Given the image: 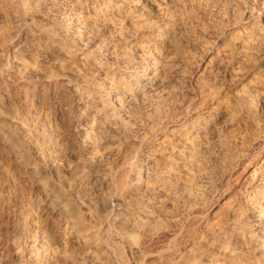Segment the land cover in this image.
Segmentation results:
<instances>
[{
  "label": "rangeland",
  "instance_id": "rangeland-1",
  "mask_svg": "<svg viewBox=\"0 0 264 264\" xmlns=\"http://www.w3.org/2000/svg\"><path fill=\"white\" fill-rule=\"evenodd\" d=\"M61 1L57 0V3L55 2L57 5L53 3H46L45 5L48 7L45 5L40 7V5H37L39 3H36L37 6L34 4V7L31 5L32 8H29L30 11L29 9L26 10L29 11L30 14L26 12L24 14L25 17L23 15V17L19 15L22 18L12 11L8 2L3 3L2 1L0 3V5L5 6L0 7V37L2 36V38H0V95L2 96H0V100L4 109L6 106L10 109L9 112L7 111L8 109H5V111L8 112L10 116L12 115L11 117L19 119L17 127L21 128L23 126V131H26L25 133L30 136L31 132H27L29 131L30 126L25 121H21L20 119V107L15 101L14 89L10 87V83H13V79H16L23 81L27 87L38 84L36 85L38 89L34 93V98L36 97V99L33 101L34 111L37 110L35 119L39 118V122L36 124L41 126L42 129L43 127L47 129V131L44 129L43 132L47 136L48 142H45V144L48 145H44L46 153L45 157H48V159L45 160L47 169L42 172L38 180L39 182L35 180L31 181L32 179L30 176L20 170L19 165L16 164L15 161L10 160L5 152H2V148H0V156L2 152V156L0 158V199L2 200V198H5L8 200L9 196H11L6 194L8 184L5 183L4 178L6 177L5 175L13 173L12 175L16 174L15 176H17V178L19 177L17 180L18 182L16 183L17 185L15 186L18 190V195L20 196L19 198L22 199L23 197L24 203H28L30 200L35 205L33 208L34 210L29 214L31 227L18 226L16 222L18 212L14 213L11 209H8L9 206L6 205L0 207V264H32L34 261V255L29 254L35 249L41 250L43 256L41 257L44 261L43 264H105V262L107 264H164L166 259L174 256L186 257L193 264H215L216 260H218L217 262L232 264L231 262H233V260L228 256V253L232 247L229 239L232 238L235 224L239 222L237 218L238 216L236 217L235 214H238L239 208L244 205L242 203H245L244 194L257 189L258 184L261 182L259 180L264 177V150L261 146H259V142H264V134L258 127L256 130H252L255 128V125L259 123L260 126H258L260 128H264V42H262L264 41V0H211V7L208 6L205 9L201 6H206L205 3L199 4L196 0H194V5L191 1V3L189 2L186 5L187 7H189L188 5L191 7L193 5V8L189 7L190 10L177 4H170L168 6L169 8L164 7L163 9V7L160 8L156 3H153L152 0H147L143 4H139L137 7L139 10L136 9L135 15L133 14L136 18L133 15L125 17L123 11L122 14L121 12L117 13V11H113L115 14V17L112 18L113 20L109 17H98L93 12L94 10L103 7L101 6L102 0ZM235 1L238 3L234 4ZM195 2L200 6L195 5ZM222 2H227L228 4H222ZM92 3L96 5H93ZM229 4H231V7ZM236 4L237 6L240 4L238 7L239 9L235 6ZM65 5L69 9L75 8V11H80L83 14V22L84 24H87L88 27H85L82 35L75 34L77 29L74 25L71 27L69 26L70 28L68 27L67 30H69V32L66 30L68 25L62 21L64 12L62 7ZM222 5H224V7ZM177 6H179V8L182 7L181 10ZM217 6L219 7L218 9ZM221 6L226 9L221 8ZM170 7H173L174 10L172 8L170 9ZM232 7H235L240 12H238V10L234 11L235 8L233 9ZM242 7L244 10H242ZM31 9L33 10V13ZM38 9H42L43 11ZM168 9L170 11H167ZM221 9L223 10L221 11ZM8 10H10V13ZM137 10L138 14L136 13ZM175 11L178 14H176ZM5 12L9 13L10 16H7L10 18L7 17L6 19L4 14ZM162 12H165V15H163ZM185 12L189 14L186 15ZM235 12L236 15H234ZM251 13L252 16H249ZM174 15H177V17L174 18ZM246 16L248 18H246ZM145 17H148L149 19H146ZM121 18L124 19L122 20ZM184 19L186 20L184 21ZM109 20L111 22H108ZM219 20H222L223 23ZM255 21L257 23H255ZM136 23L138 25L140 23V28L136 25ZM258 24L261 26V30H259L260 26ZM141 26H143V28ZM248 26H252V28H249ZM220 27L223 29H219ZM156 28H163L165 31H160ZM245 28L253 31L251 32L246 29L247 32L249 31V34L246 31L244 34ZM222 30L224 31L223 33ZM150 33H152L153 36ZM181 33L182 35L184 33L183 37H181ZM220 33H222L221 36ZM160 34L162 36H160ZM174 35L176 37H174ZM253 35L256 36L253 37ZM3 37H5V40ZM241 37L242 39H240ZM173 38L174 40H172ZM252 39H255L256 43H254L255 41ZM230 41L231 43H229ZM238 41L239 44H237ZM243 42H246V46L243 45ZM247 42L250 43L247 44ZM259 42L262 45L259 46ZM250 44L254 46L252 47ZM102 47H104L102 51H98L95 55L92 54L93 50ZM253 48L257 49L253 51ZM220 50L223 52H220ZM150 51L152 54H148ZM249 53L250 55H248ZM242 54H247V56H242ZM222 55L224 57H222ZM246 58L248 60H246ZM152 62H155V67L149 66ZM174 63L176 65H174ZM147 67L148 72H145L146 74L143 76V70ZM156 67H159L160 69H158L159 74L157 73V76L159 77L156 78L157 80H153L154 82L149 81L151 75L153 74V69L151 68ZM237 67L239 70H237ZM233 69L234 71H232ZM134 75H139L143 84L139 87V89L134 88L130 90V86L128 85L129 81L127 80L132 81ZM130 76L132 77L131 79ZM66 82L71 86H75L78 90L80 89L78 98L82 97L81 100H78V98H76L74 94L70 93L68 89L66 90L67 86L64 84ZM200 85L202 86L200 87ZM113 88L117 90V94L121 93L122 95L125 92L126 95L123 99L125 103H118V101L114 99L115 96L113 97L114 101L113 99L110 98V100L107 96H105L104 91H106V89L109 90ZM133 90H136L135 93ZM11 91L12 93H10ZM241 91L242 93H240ZM236 92H239L240 94ZM251 94L255 96H251ZM9 97L10 99H7ZM253 97H256V99L252 100ZM11 98L12 101L14 100L15 102H12ZM241 100L243 102H241ZM110 101H112V103ZM238 102L239 105H241L240 107ZM80 103L81 106L88 105L87 107L89 109L91 107L90 115L92 116L89 115L87 118L88 123L90 122L88 125L93 129L95 128V131L93 130V135L100 140L98 143L99 148L93 152H91L92 150H89L88 152L85 150L83 151L81 147L82 143L78 135L79 123H76L78 121L75 117L78 114V106ZM110 103L115 107L110 106ZM11 104L12 106H10ZM256 104L257 106H254ZM113 108L119 113L121 111L120 114L122 117L130 123L127 124L126 122L127 125H130L128 126L130 134L129 132L126 134L120 124H117L116 126L113 122V118L110 115V110ZM232 109L234 111H232ZM14 110H16L17 113ZM13 111L14 113L12 114ZM249 112H257V114L255 115ZM15 113L16 116H14ZM250 114L252 115V118L249 117L251 116ZM231 115L233 116L230 118ZM235 116H237V118ZM245 118L246 120L247 118L251 119L253 123L252 121L250 122V120L245 121ZM192 119H194V122H192ZM240 119H242V122ZM48 120L52 122H47ZM126 120H124V123ZM92 121L94 122V125H92ZM198 122L200 124L203 123L204 125H200ZM245 123L248 124V127ZM190 125H195L193 128L194 130L189 128ZM207 126H209V128ZM180 128L183 129L181 130ZM121 129L124 132H122ZM187 129L188 131H186ZM204 129L206 130L204 131ZM216 130L218 131L216 132ZM245 130L247 132L249 130L250 131L247 133ZM256 131L260 132L257 133ZM262 131L264 132V129H262ZM243 132H245L246 135H243L246 137L242 135ZM256 133H260V136H257ZM193 134L198 137L195 135L193 136ZM241 136H243L242 138L244 139H246L247 136L251 137H248L249 141L247 142V139L244 140ZM254 136L255 139H253ZM195 137L198 138V140L196 138V142L200 144H198V147L203 146L200 147L203 148L200 149V153H206L205 155L202 153L203 156L201 158L203 163L201 162L197 166L195 163H191V157L189 156L190 153L188 154L190 150H193L192 141ZM233 139H235V141H233ZM31 140H33V142L29 141L26 148L28 158L31 157L30 161L34 160L32 159V156H30L31 153H36L35 150L37 146L43 145L42 143H37L35 139ZM243 141L245 142L242 143ZM239 142H241L242 145L241 143L239 144ZM237 145L239 146L237 147ZM46 146L48 147L46 148ZM58 146L61 150H58ZM185 146L190 147H187L189 151L185 149ZM233 151H235L236 154ZM227 154H229V157H227ZM149 155H151V157ZM180 155L181 159L179 160L177 157ZM90 158L93 159L95 163H93L90 168L84 167V162ZM227 158H230L231 160ZM2 159H7L8 161L5 160L3 163ZM154 160H157L159 164L164 167L169 166L167 170H171L172 173H174L173 171L175 169L176 176L174 173L170 179L172 180V184L169 180V182L166 181L162 185H166L163 188L165 189L167 187L168 191L167 189H165L167 192L162 190L163 188L161 185H153V183L144 181V183H146L142 184L143 189H146L147 186V188H153L154 191L156 190L155 193L157 194H155L151 199H142L141 197H137L136 194L133 195L131 192H128V189L126 188H128L129 183L126 184L124 180L127 182L130 180V166L139 161L138 163L143 164V166H145L144 169L147 170ZM181 164H184V167ZM146 165H148V167ZM205 165L206 167H204ZM4 166L5 168H3ZM201 166L203 168H201ZM85 169H89V171ZM127 169L128 172L125 171ZM176 169H180V172L184 173L181 174L178 172L179 170L176 171ZM10 170L13 171L10 172ZM181 178H183V180ZM118 180L121 182L119 183ZM180 180L183 181L182 185L180 184ZM167 182L173 186L167 185ZM173 182L178 185L176 186ZM40 183L45 185L47 184L48 186H56L55 188L59 190V195L61 196L59 197L60 202L63 201V203H73V210L76 208V211H73L75 215L72 213L73 216L71 217L66 215L61 216L59 214L60 204L56 201L51 202L52 204L49 202L50 199L47 198L43 190L44 188ZM10 184H12V182ZM168 187H170V189ZM158 189L160 190V195L159 192H157ZM174 189L175 191H173ZM1 191L3 193H1ZM183 192H186L187 195H182ZM176 193L177 195H175ZM161 194H165V196ZM121 196L123 198H121ZM136 197L138 198L137 200L135 199ZM126 199L128 201H126ZM172 199H174L175 202ZM241 200L244 201L241 202ZM151 201H154V204ZM143 202V205L145 206H142ZM53 204H55V206H53ZM158 204H160L159 206L163 208V210L157 208ZM174 204L176 208H172V205ZM148 206L150 208H147ZM236 206L238 207L236 208ZM151 207H153V209ZM177 207L179 208L177 209ZM140 208L143 209H141L143 212ZM167 208L171 210L167 211ZM172 209L177 210L175 211ZM159 210L164 214H160ZM146 213H149L147 215L148 217H152L148 219V217H146ZM249 213L250 212L248 211L247 216ZM172 214L174 215L173 217ZM126 215L127 217H125ZM160 215H162V218ZM163 216H165V218H163ZM155 217L156 219L159 218V220L157 219L156 221ZM170 217L172 220H176L179 217L181 219L184 217V219L181 220L179 218L181 220L180 223V220L176 222L171 220L169 222ZM134 218L135 220H133ZM168 218L169 220H166ZM138 219L140 221L146 220L147 225L150 224L151 221L148 222L150 219H154L153 221L155 223L152 221V225L154 224L153 226L150 224L148 226L145 225L144 227H141L139 224H135L139 221ZM126 220L128 225L126 224L127 222H125ZM131 222L133 223L131 224ZM232 222H234V224ZM174 223H176V225H174ZM155 224H158L157 226L159 228ZM212 224L219 227L216 228ZM172 225L174 226L172 227ZM129 227H132V229ZM145 227H147V230ZM121 229L123 231H121ZM143 231H146L147 233H144ZM230 231H232L231 236ZM203 233H206L207 235L204 234V236L206 235L204 237ZM131 234H134L137 239H132ZM150 234H154L153 237ZM175 234L176 236H174ZM209 234H211V236H209L210 241L207 240L209 239ZM220 234H223L222 238H220ZM149 235L152 238L148 237ZM213 235L214 237H212ZM217 236L219 237V240ZM223 236L227 239V241L225 240L227 244L222 240ZM213 239L218 242L213 243ZM199 241H202L200 242V245L203 247L199 245ZM205 241L207 244H203ZM211 244L213 246H209ZM205 245L207 249L204 247ZM196 248H198L199 251H196ZM210 248L213 249L210 251ZM201 249L203 250L200 253ZM135 250L137 251V254L134 252ZM159 250H161V252ZM192 251L196 252V255H193ZM218 251H220L221 254ZM222 254H225L226 257ZM137 255L140 257L138 258ZM207 255L209 258L211 256L212 259L207 258ZM143 258H145L144 261H142ZM205 261L207 262L205 263Z\"/></svg>",
  "mask_w": 264,
  "mask_h": 264
},
{
  "label": "bare ground",
  "instance_id": "bare-ground-1",
  "mask_svg": "<svg viewBox=\"0 0 264 264\" xmlns=\"http://www.w3.org/2000/svg\"><path fill=\"white\" fill-rule=\"evenodd\" d=\"M3 1V3H7L8 2V4L10 5V7L12 8V11H14V13L16 14V15H23L24 16V14L26 13V12H28L29 13V11H30V7H31V5L34 7V4L36 5V3H39V4H37V5H40V7H43L46 3H53V4H55V2L57 3V0H2ZM2 1H0V3L2 2ZM59 1V0H58ZM61 1V0H60ZM147 0H102V4H101V6H103L102 8L100 7V9H96V10H94L93 12L95 13V15L96 16H98V17H109L110 19H112V18H114L115 17V14H114V12L113 11H117V13H120L121 12V14H122V11H123V13H124V15H125V17H128V16H130V15H135V11H136V9H138L137 7L139 6V4H143L144 2H146ZM153 1V3H156L160 8L161 7H163V9H164V7H168L170 4H177V5H182V6H184V8L186 7L187 9H189V7H191L190 5H188L189 7H187L186 5L191 1L192 3H193V1L194 0H152ZM215 1V0H214ZM221 1V0H220ZM230 1V0H229ZM250 1H252V0H250ZM62 2V1H61ZM190 2V3H191ZM196 2H198L199 4H201V3H205V5L206 6H203V5H201L202 7H204V9L206 8V7H208V6H210V2H211V0H196ZM196 2H195V5H199V4H196ZM221 3V2H220ZM225 4L227 3V2H224ZM223 2H222V4H224ZM235 3H238V2H234V4ZM243 3V2H242ZM59 4V3H58ZM61 4V3H60ZM93 4V3H92ZM146 4V3H145ZM152 4V3H151ZM150 4V5H151ZM155 4V5H156ZM214 4V3H213ZM228 4V3H227ZM234 4H232V5H234ZM36 5V6H37ZM55 5H57V4H55ZM93 5H96V4H93ZM148 5V4H147ZM193 5H194V3H193ZM193 5H192V7L191 8H193ZM230 5V7H231V4H229ZM240 5V4H239ZM239 5L237 6V4L235 5V6H237V8L239 7ZM2 5H0V7H1ZM35 6V7H36ZM46 6V5H45ZM92 6V5H91ZM144 6V5H143ZM172 6V5H171ZM200 6V5H199ZM223 7H224V5H222ZM221 6V8H223ZM244 6V5H243ZM2 7H5L4 5L2 6ZM46 7H48V6H46ZM50 7V6H49ZM142 7V6H141ZM158 7V8H159ZM173 7H175V6H173ZM173 7H170V9L172 8L173 9ZM178 8H179V6H177ZM181 7V6H180ZM198 7V6H197ZM211 7V6H210ZM215 7V6H214ZM226 7V6H225ZM244 7H246V6H244ZM7 8V7H6ZM8 8H9V6H8ZM32 8V7H31ZM38 8V7H37ZM36 8V9H37ZM63 9H64V12H63V17H62V21H64L68 26L66 27V30L68 29V27L70 26H72V25H74L75 27H76V33L75 34H78V35H82L83 34V32H84V30H85V27H88L87 26V24H84V22H83V14L79 11V12H77V11H75V8L74 9H69L66 5L64 6V7H62ZM166 8H165V10H166ZM169 8V7H168ZM182 8V7H181ZM181 8H179L180 10H181ZM219 7L217 6V9H218ZM233 9L235 8V7H232ZM231 8V9H232ZM243 8V7H242ZM1 9V8H0ZM29 9V11H26V10H28ZM34 9V8H33ZM163 9H161V10H163ZM210 9V8H209ZM208 9V10H209ZM214 9V8H213ZM223 9H226V8H223ZM223 9H221V11L223 10ZM239 9V8H238ZM238 9H236L235 8V10L234 11H236V10H238ZM4 10H7V9H4ZM38 10H42V9H38ZM78 10V9H77ZM139 10V9H138ZM138 10H137V14H138ZM174 10V9H173ZM183 10V9H182ZM190 10V9H189ZM196 10V9H195ZM228 10H229V8H228ZM242 10H244V8L242 9ZM241 10V11H242ZM9 11V13H10V10H8ZM7 11V12H8ZM31 11H32V13H33V10L31 9ZM35 11V10H34ZM43 11V10H42ZM160 11V10H159ZM167 11H170L169 9L167 10ZM166 11V12H167ZM187 11V10H186ZM217 11V10H216ZM220 11V10H219ZM234 11H232V12H234ZM39 12V11H38ZM61 12V11H60ZM140 12V11H139ZM176 12V11H175ZM190 12H192V11H190ZM206 12H207V10H206ZM210 12V11H209ZM231 12V13H232ZM238 12H240L239 10H238ZM237 12V13H238ZM243 12V11H242ZM245 12H246V10H245ZM3 13V12H2ZM9 13H4L5 14V16H6V19H7V17H9L10 15H9ZM13 13V12H12ZM27 13V14H28ZM31 13V14H32ZM147 13V12H146ZM157 13V12H156ZM163 13V12H162ZM165 13V12H164ZM163 13V15H165ZM169 13V12H168ZM171 13V12H170ZM183 13V12H182ZM186 13V12H185ZM205 13V12H204ZM212 13V12H211ZM30 14V13H29ZM160 14V13H159ZM173 14V13H172ZM176 14H178L177 12H176ZM187 14H189V13H186V15ZM215 14V13H214ZM221 14V13H220ZM242 14V13H241ZM250 14V13H249ZM7 15H9V16H7ZM117 15V14H116ZM133 15V16H134ZM140 15V14H139ZM162 15V14H161ZM170 15V14H169ZM197 15V14H196ZM232 15V14H231ZM234 15H236V12L234 13ZM234 15H233V17H234ZM247 15V14H246ZM12 16V15H11ZM21 16H19V17H21ZM22 16V17H23ZM121 16H123V15H121ZM150 16V15H149ZM156 16V15H155ZM167 16V15H166ZM172 16V15H171ZM184 16H185V14H184ZM183 16V17H184ZM199 16V15H198ZM197 16V17H198ZM211 16V15H210ZM230 16V15H229ZM228 16V17H229ZM244 16V15H243ZM249 16H252V13H251V15H249ZM21 17V18H22ZM25 17V16H24ZM135 17V16H134ZM160 17V16H159ZM158 17V18H159ZM168 17V16H167ZM175 17H177V15L175 16L174 15V18ZM180 17H182V16H180ZM201 17V16H200ZM10 18V17H9ZM8 18V19H9ZM117 18H118V16H117ZM136 18V17H135ZM142 18V17H141ZM146 18V17H145ZM148 18V17H147ZM146 18V19H147ZM156 18V17H155ZM225 18V17H224ZM246 18H248L247 16H246ZM259 18V17H258ZM122 19V18H121ZM124 19V18H123ZM122 19V20H123ZM127 19V18H126ZM125 19V20H126ZM137 19H138V17H137ZM140 19V18H139ZM149 19V18H148ZM182 19V18H181ZM230 19V18H229ZM232 19H234V18H232ZM231 19V20H232ZM251 19V18H250ZM105 20V19H104ZM113 20V19H112ZM116 20H118V19H116ZM136 20V19H135ZM153 20H154V17H153ZM160 20H162V19H160ZM167 20V19H166ZM186 19H184V21H185ZM200 20V19H199ZM261 20V19H260ZM133 21V20H132ZM137 22H139L138 20H136ZM163 21V20H162ZM175 21V20H174ZM177 21H179V20H177ZM220 21V20H219ZM219 21H218V23H219ZM222 21V20H221ZM220 21V22H221ZM236 21V20H235ZM248 21V20H247ZM246 21V22H247ZM251 21V20H250ZM108 22H111L110 20L108 21ZM144 22V21H143ZM148 22H150V21H148ZM165 22V21H164ZM168 22H169V20H168ZM176 22V21H175ZM180 22H183V21H180ZM179 22V23H180ZM259 22V21H258ZM64 23V24H65ZM151 23V22H150ZM166 23H167V21H166ZM170 23H172V22H170ZM218 23H216V24H218ZM221 23H223V21L221 22ZM224 23L226 24V22L224 21ZM255 23H257L256 21H255ZM63 24V23H62ZM65 24V25H66ZM116 24V23H115ZM132 24V23H131ZM153 24V23H152ZM169 24V23H168ZM176 24V23H175ZM251 24V23H250ZM129 25V24H128ZM136 25L139 27V25H140V23H139V25L136 23ZM147 25V24H146ZM219 25H220V23H219ZM219 25H218V27H219ZM224 25V24H223ZM228 25V24H227ZM248 25V24H247ZM256 25V24H255ZM259 25V24H258ZM117 26V25H116ZM152 26H154V25H152ZM178 26V25H177ZM222 26V25H221ZM260 26V25H259ZM63 27V26H62ZM61 27V28H62ZM69 27V28H70ZM132 27H134V26H132ZM142 28H143V26H141ZM145 27V26H144ZM225 27H227V26H225ZM249 27V26H248ZM140 28V27H139ZM141 28V29H142ZM161 28V27H160ZM160 28H156L157 30H160V31H162L163 30V28L162 29H160ZM176 28V27H175ZM191 28V27H190ZM196 28V27H195ZM249 28H252V26L251 27H249ZM131 29V28H130ZM135 29V28H134ZM147 29V28H146ZM149 29H151V28H149ZM148 29V30H149ZM219 29H223V28H219ZM246 29L247 30H249L248 28H245V30H244V34H245V31H246ZM254 29V28H253ZM262 28H261V26H260V29L259 30H261ZM64 30V29H63ZM132 30V29H131ZM136 30V29H135ZM147 30V31H148ZM152 30V29H151ZM156 30V31H157ZM172 30V29H171ZM226 30V29H225ZM68 32H69V30H67ZM123 31H124V29H123ZM126 31V30H125ZM155 31V30H154ZM163 31H165V29L163 30ZM177 31V30H176ZM221 31V30H220ZM249 31H251V30H249ZM248 31V32H249ZM253 31V30H252ZM251 31V32H252ZM133 32V31H132ZM149 32H150V30H149ZM153 32V31H152ZM167 32V31H166ZM173 32H175V31H173ZM173 32H172V34H173ZM195 32V31H194ZM224 31L222 30V33H223ZM232 32V31H231ZM242 32V31H241ZM247 32V31H246ZM247 32V33H248ZM256 32V31H255ZM4 33V32H3ZM124 33V32H123ZM122 33V34H123ZM138 33V32H137ZM156 33V32H155ZM154 33V34H155ZM159 33V32H158ZM161 33V32H160ZM165 33V32H164ZM189 33V32H188ZM219 33V32H218ZM222 33H220V36H221V34ZM254 33V32H253ZM257 33V32H256ZM255 33V34H256ZM5 34V33H4ZM4 34H3V36H4ZM136 34V33H135ZM151 35H152V33H150ZM169 34V33H168ZM171 34V35H172ZM175 34V33H174ZM225 34V33H224ZM232 34V33H231ZM243 34V33H242ZM249 34V33H248ZM258 34V33H257ZM261 34H262V32H261ZM180 35V34H179ZM181 35H182V33H181ZM183 35H184V33H183ZM183 35L181 36V37H183ZM259 35H260V33H259ZM6 36V35H5ZM128 36H130V35H128ZM131 36H133V35H131ZM137 36V35H136ZM153 36V35H152ZM155 36V35H154ZM160 36H162L161 34H160ZM178 36V35H177ZM231 36H233V35H231ZM243 36V35H242ZM248 36V35H247ZM250 36V35H249ZM251 36H252V33H251ZM256 36V35H255ZM254 35H253V37H255ZM142 37V36H141ZM158 37V36H157ZM173 37V36H172ZM174 37H176L175 35H174ZM180 37V36H179ZM178 37V38H179ZM225 37H226V35H225ZM224 37V38H225ZM234 37V36H233ZM246 37V36H245ZM0 38H2V36L0 37ZM178 38H176V39H178ZM229 38V37H228ZM235 38H236V35H235ZM246 38H248V37H246ZM251 38V37H250ZM257 38H259V37H257ZM3 39L5 40V37H3ZM232 39V38H231ZM230 39V40H231ZM238 39V38H237ZM240 39H242V37L240 38ZM239 39V40H240ZM263 39V38H262ZM172 40H174V38L172 39ZM180 40V39H179ZM185 40V39H184ZM229 40V39H228ZM248 40H250V39H248ZM252 40H254L255 41V39H252ZM251 40V41H252ZM7 41V40H6ZM5 41V42H6ZM145 41V40H144ZM153 41V40H152ZM155 41V40H154ZM156 41H158V40H156ZM176 41V40H175ZM242 41H244V40H242ZM180 42V41H179ZM234 42V41H233ZM236 42H237V40H236ZM261 42V41H260ZM259 42V43H260ZM262 42H264V41H262ZM2 43H4V42H2ZM145 43V42H144ZM153 43V42H152ZM229 43H231V41L229 42ZM228 43V44H229ZM244 44L243 45H245V43L246 42H243ZM250 43V42H249ZM248 42H247V44H249ZM253 43V42H252ZM251 43V44H252ZM254 43H256V41L254 42ZM253 43V44H254ZM259 43H257V44H259ZM171 44V43H170ZM237 44H239V41H238V43ZM242 44V43H241ZM250 44V46H252ZM106 45V44H105ZM140 45V44H139ZM146 45V44H145ZM176 45V44H175ZM224 45V44H223ZM234 45V44H233ZM242 45V46H243ZM260 45H262L261 43L259 44V46ZM147 46V45H146ZM241 46V45H240ZM246 46V45H245ZM244 46V47H245ZM249 46V45H248ZM254 46V45H253ZM252 46V47H253ZM264 46V45H263ZM106 47V46H105ZM108 47V46H107ZM226 47V46H225ZM232 47V46H231ZM244 47H243V49H244ZM258 47V46H257ZM262 47V46H261ZM220 48V47H219ZM248 48V47H247ZM259 48V47H258ZM263 48V47H262ZM104 49V47H102V48H99V49H95V50H93L92 51V54H96L98 51H102ZM162 49V48H161ZM220 49H222V48H220ZM226 49H227V47H226ZM242 49V48H241ZM250 49V48H249ZM248 49V50H249ZM254 49V48H253ZM252 49V50H253ZM257 48H255L253 51H255ZM261 49V48H260ZM218 50V49H217ZM240 50V49H239ZM259 50V49H258ZM152 51V50H151ZM151 51H150V53L148 52V54H152L151 53ZM158 51V50H157ZM229 51V50H228ZM245 51V50H244ZM106 52V51H105ZM107 52H109V51H107ZM220 52H223V51H221L220 50ZM226 52V51H225ZM246 52H247V50H246ZM248 52H250V51H248ZM252 52V51H251ZM103 53V52H102ZM115 53V52H114ZM231 53V52H230ZM237 53H238V51H237ZM99 54V53H98ZM111 54V53H110ZM147 54V55H148ZM226 54V53H225ZM225 54H224V56H225ZM228 54H229V52H228ZM103 55V54H102ZM218 55V54H217ZM231 55V54H230ZM236 55V54H235ZM239 55V54H238ZM248 55H250V53L248 54ZM252 55V54H251ZM104 56V55H103ZM148 56H150V55H148ZM220 56V55H219ZM223 55H222V57H224ZM242 56H247V54L246 55H243L242 54ZM98 57V56H97ZM229 57H231V56H229ZM249 57V56H248ZM215 58V57H214ZM216 58H218V57H216ZM233 58H235V57H233ZM237 58V57H236ZM239 58H241V57H239ZM220 59V58H219ZM229 59V58H228ZM130 60V59H129ZM155 60V59H154ZM153 60V61H154ZM243 60V59H242ZM246 60H248L247 58H246ZM252 60V59H251ZM128 61V60H127ZM151 61V60H150ZM149 61V62H150ZM157 61V60H156ZM231 61V60H230ZM234 61V60H233ZM125 62V61H124ZM174 62V61H173ZM226 62V61H225ZM240 62H242V61H240ZM170 63V62H169ZM243 63H244V61H243ZM155 62H152L151 64H149V66L151 67H155ZM167 64V63H166ZM226 64V63H225ZM158 65V64H157ZM174 65H176L175 63H174ZM220 65H221V63H220ZM239 65V64H238ZM241 65H243V64H241ZM160 66V65H159ZM216 66H218V65H216ZM232 66V65H231ZM224 67V66H223ZM226 67H227V65H226ZM242 67V66H241ZM221 68V67H220ZM225 68V67H224ZM238 68V67H237ZM236 68V69H237ZM151 69H153V74L151 75V77H150V80L149 81H155V79L157 78V77H159V76H157V73L159 74V67L157 68H151ZM159 69V70H158ZM173 69H175V68H173ZM177 69V68H176ZM231 69H232V67H231ZM235 69V70H236ZM148 70V67L146 68V69H144L143 71V76H145V72H148L147 71ZM225 70V69H224ZM237 70H239V68L237 69ZM240 70H241V68H240ZM223 71V70H222ZM228 71V70H227ZM232 71H234V69L232 70ZM231 71V72H232ZM219 72H221V71H219ZM230 72V73H231ZM235 73V72H234ZM136 74V73H135ZM141 74V73H140ZM217 74V73H216ZM142 75V74H141ZM15 76V75H14ZM13 76V77H14ZM241 76V75H240ZM12 77V78H13ZM21 77H23V76H21ZM32 77H34V76H32ZM142 77V76H141ZM15 78V77H14ZM26 78H27V76H26ZM31 78V77H30ZM29 78V79H30ZM35 78V77H34ZM39 78V77H38ZM37 78V79H38ZM47 78V77H46ZM132 77L130 76V79H131ZM147 78H149V77H147ZM222 78V77H221ZM233 78H234V76H233ZM236 78H237V76H236ZM18 79V78H17ZM44 79V78H43ZM48 79V78H47ZM143 79V78H142ZM27 80V79H26ZM32 80V79H31ZM42 80V79H41ZM145 80V79H144ZM157 80V79H156ZM232 80V79H231ZM13 83H10V87L11 88H13L14 89V96H15V101L19 104V107H20V119H21V121H25L29 126H30V128H29V131H27V132H31V134H30V136L29 135H27L25 132L26 131H23V129H22V127L21 128H18L17 127V125L19 124V119L18 118H14V117H11L10 115H9V111H10V109H8L7 108V106L5 107V109H8L7 111L8 112H6L5 111V109H4V107H3V105H2V102H1V100H0V148H2L1 150H2V152H5V154L8 156V158L10 159V160H13V161H15L16 162V164H18L19 165V168H20V170H22L23 172H25L26 174H28L29 176H30V178L32 179L31 181H33V180H35V181H38L39 180V178H40V176H41V174H42V172L43 171H46V164H45V160L46 159H48V157L46 158L45 156H46V153H45V146L44 145H48V144H45V142H47V136L45 135V133L43 132V130L45 129L44 127H43V129L41 128V126H39V125H37L36 123L37 122H39L38 121V117H36V118H38V119H35V116L37 115L36 113H37V110H35L34 111V100L36 99V97L34 98V93L37 91V86L36 85H38V84H36V85H32L31 87H27L26 86V84H24L23 83V81H21V80H16V79H13ZM30 81V80H29ZM33 81V80H32ZM43 81V80H42ZM127 81H129L128 82V85L130 86L129 88H130V90H132V89H139V87L143 84V82H141V79L139 78V75H137V76H135L134 75V77L132 78V81L131 80H127ZM153 81V82H154ZM214 81V80H213ZM10 82V81H9ZM8 82V83H9ZM26 82V81H25ZM41 82V81H40ZM69 82V81H68ZM202 82V81H201ZM227 82V81H226ZM28 83V82H27ZM230 83V82H229ZM4 84H6V83H4ZM64 84H66V86H67V88H66V90L68 89V91L70 92V93H72V94H74L75 95V97L76 98H78L79 97V90L75 87V86H71L70 84H68L67 82L66 83H64ZM151 84H152V82H151ZM232 84V83H231ZM45 85V84H44ZM63 85V84H62ZM202 85H200V87H201ZM208 86V85H207ZM213 86V85H212ZM77 87H78V85H77ZM144 87V86H143ZM209 87H210V85H209ZM248 87V86H247ZM80 88V87H79ZM8 89H9V87H8ZM145 89V88H144ZM11 90V89H10ZM250 90V89H249ZM253 90V89H252ZM252 90H251V92H252ZM129 91V90H128ZM134 91V90H133ZM136 91V90H135ZM135 91H134V93H135ZM204 91V90H203ZM209 91V90H208ZM208 91H207V93H208ZM212 91V90H211ZM248 91V90H247ZM257 91V90H256ZM105 92V96H107L109 99L111 98V99H113V97L115 96V98L114 99H116V101H118V103H120V104H122V103H125L124 102V97H125V92L121 95V93L120 94H117V90L115 89V88H113V89H106V91H104ZM138 92V91H137ZM248 92H250V91H248ZM254 92V91H253ZM5 93V92H4ZM7 93V92H6ZM9 93V92H8ZM10 93H12V91L10 92ZM83 93V92H82ZM148 93V92H147ZM218 93V92H217ZM236 93H239V92H236ZM240 93H242V91L240 92ZM239 93V94H240ZM256 93V92H255ZM254 93V94H255ZM139 94V93H138ZM143 94V93H142ZM211 94V93H210ZM262 94V93H261ZM13 95V94H12ZM135 95V94H134ZM145 95V94H144ZM246 95H247V93H246ZM1 96V95H0ZM37 96V95H36ZM249 96V95H248ZM251 96H255V95H253V94H251ZM251 96H249V97H251ZM258 96V95H257ZM260 96V95H259ZM2 97V96H1ZM144 97V96H143ZM146 97V96H145ZM4 98V97H3ZM82 98V97H81ZM81 98H78V100H81ZM131 98V97H130ZM147 98V97H146ZM149 98V97H148ZM151 98V97H150ZM244 98V97H243ZM242 98V99H243ZM263 98V97H262ZM7 99H10V97L9 98H7ZM110 99V100H111ZM114 99H113V101H114ZM136 99V98H135ZM140 99V98H139ZM254 99H256V97L254 98L253 97V99L252 100H254ZM106 100H107V98H106ZM130 100V99H129ZM144 100V99H143ZM237 100V99H236ZM240 100V99H239ZM251 100V99H250ZM251 100V101H252ZM264 100V99H263ZM11 101H12V98H11ZM10 101V102H11ZM14 101V100H13ZM12 101V102H13ZM14 101V102H15ZM38 101V100H37ZM147 101V100H146ZM231 101V100H230ZM243 101H244V99H243ZM242 100H241V102H243ZM4 102V101H3ZM7 102V101H6ZM36 102V101H35ZM40 102V101H39ZM111 103H112V101H110ZM142 102H144V101H142ZM247 102V101H246ZM254 102V101H253ZM253 102H252V104H253ZM82 103H83V101H82ZM110 103V104H111ZM114 103V102H113ZM236 103H237V101H236ZM15 104V103H14ZM35 104H37V103H35ZM108 104H109V102H108ZM204 104V103H203ZM227 104V103H226ZM233 104H234V101H233ZM241 104V103H240ZM258 104H259V101H258ZM4 105H6V104H4ZM106 105V104H105ZM154 105V104H153ZM156 105V104H155ZM200 105V104H199ZM238 105H239V102H238ZM245 105V104H244ZM10 106H12V104L10 105ZM88 106V105H87ZM87 106H85V105H83V106H81V103L79 104V106H78V114L75 116L76 117V120L78 121V122H76V123H79V125H78V128H79V132H78V135H79V138H80V141H81V143H82V145H81V147H82V149H83V151L85 150V151H91V152H93V151H95V150H97V148H99V141L100 140H98V138L96 137V136H94L93 135V130L95 129H93V128H91V127H89V123H88V121H87V118H88V116L90 115V109H91V107H90V109L87 107ZM110 106H112V104L110 105ZM230 106V105H229ZM241 105H239V107H240ZM254 106H257V104L256 105H254ZM8 107H9V105H8ZM112 107H115V106H112ZM156 107V106H155ZM200 107V106H199ZM222 107V106H221ZM220 107V108H221ZM36 108V107H35ZM108 108V107H107ZM220 108H219V110H220ZM235 108V107H234ZM255 108V107H254ZM254 108H252V109H254ZM261 108V107H260ZM11 109H12V107H11ZM132 109V108H131ZM156 109V108H155ZM190 109V108H189ZM194 109H196V108H194ZM199 109V108H198ZM256 109V108H255ZM262 109V108H261ZM264 109V108H263ZM262 109V110H263ZM119 110V109H118ZM157 110H158V108H157ZM162 110V109H161ZM241 110V109H240ZM239 110V111H240ZM14 111H16V110H14ZM14 111L12 112V114L14 113ZM55 111V110H54ZM93 111V110H92ZM124 111V110H123ZM127 111V110H126ZM156 111V110H155ZM232 111H234L233 109H232ZM245 111V110H244ZM252 111V110H251ZM162 112V111H161ZM231 112V111H230ZM235 112H236V110H235ZM234 112V113H235ZM247 112V111H246ZM16 113H17V111H16ZM16 113H15V115L14 116H16ZM110 115L112 116V118H113V122L116 124V126H117V124H120L121 125V127H122V129L126 132V134H128L127 132H129V134H130V131H128L129 130V127L128 126H130V125H127V124H130V123H128L127 122V120L126 119H124L123 117H122V115L120 114L121 113V111H120V113L117 111V110H114V108L112 109V110H110ZM156 113V112H155ZM231 113H233V112H231ZM237 113V112H236ZM249 113H251V112H249ZM159 114H161V113H159ZM246 114V113H245ZM251 114H257V112H255V113H251ZM250 114V115H251ZM43 115V114H42ZM186 115H188V114H186ZM234 115H236V114H234ZM243 115V114H242ZM254 115V116H255ZM39 116V115H38ZM90 116H92V115H90ZM110 116V117H111ZM125 116V115H124ZM233 115H231L230 116V118L232 117ZM263 116V115H262ZM39 117H41V116H39ZM160 117H161V115H160ZM162 117H163V115H162ZM236 118H237V116H235ZM247 117V116H246ZM250 118H252V115L251 116H249ZM256 117V116H255ZM43 118V117H42ZM41 118V119H42ZM45 118V117H44ZM108 118V117H107ZM112 118H109V119H112ZM234 118V117H233ZM239 118V117H238ZM16 119H18V120H16ZM46 119V118H45ZM48 119V118H47ZM52 119V118H51ZM129 119V118H128ZM156 119V118H155ZM158 119V118H157ZM162 119V118H161ZM164 119V118H163ZM166 119V118H165ZM196 119H198V118H196ZM124 120H126L125 121V123H124ZM159 120V119H158ZM193 120V121H192ZM191 121L192 122H194V119H192ZM241 120V122H242V119H240ZM247 120H250V122L252 121L251 119H248L247 118ZM246 120V118H245V121H247ZM41 121V120H40ZM44 121V120H43ZM109 121H111V120H109ZM133 121V120H132ZM152 121H154V120H152ZM230 121H231V119H230ZM236 121V120H235ZM244 121V122H245ZM256 121V120H255ZM47 122H50L49 120L47 121ZM52 122V121H51ZM50 122V123H51ZM93 122V121H92ZM126 122H127V124H126ZM135 122V121H134ZM133 122V123H134ZM160 122V121H159ZM162 122V121H161ZM191 122V123H192ZM202 122V121H201ZM261 122H263V121H261ZM41 123H44V122H41ZM199 123V122H198ZM197 123V124H198ZM206 123V122H205ZM224 123V122H223ZM247 123V122H246ZM245 123V124H246ZM252 123H253V121H252ZM113 124V123H112ZM154 124V123H153ZM167 124L169 125V123L167 122ZM186 124V123H185ZM193 124V123H192ZM196 124V123H195ZM200 124V123H199ZM201 124H203V123H201ZM200 124V125H201ZM220 124V123H219ZM241 124V123H240ZM260 124V123H259ZM259 124H256L255 125V128H253L252 130H256V128L258 127L259 129H261V132L264 134V132L262 131V129H264L262 126V128H260L259 126ZM22 125V124H21ZM20 125V126H21ZM44 125V124H43ZM50 125V124H49ZM92 125H94V122H93V124ZM119 125V126H120ZM204 125V124H203ZM208 125V124H207ZM216 125V124H215ZM244 125V124H243ZM247 125V127H248V124H246ZM246 125H244V126H246ZM249 125H251V124H249ZM259 125V126H258ZM115 126V127H116ZM118 126V127H119ZM194 126L195 125H190V129H193L194 128ZM24 127H25V124H24ZM158 127V126H157ZM184 127V126H183ZM187 127V126H186ZM204 127V126H203ZM208 128H209V126H207ZM214 127V126H213ZM251 127V126H250ZM97 128V127H96ZM177 128V127H176ZM201 128V127H200ZM216 128V127H215ZM219 128V127H218ZM221 128H222V126H221ZM240 128V127H239ZM252 128V127H251ZM251 128H250V130H251ZM119 129V128H118ZM121 129V130H122ZM165 129H167V128H165ZM178 129H179V127H178ZM181 129V128H180ZM183 129V128H182ZM181 129V130H182ZM198 129V128H197ZM220 129V128H219ZM245 129H247V128H245ZM249 129V128H248ZM27 130V129H26ZM46 131H47V129H45ZM97 130V129H96ZM122 130V132H124ZM176 130V129H175ZM194 130V129H193ZM206 129H204V131H205ZM221 130V129H220ZM238 130V129H237ZM236 130V131H237ZM249 130V131H250ZM95 131V130H94ZM186 131H188V129L186 130ZM192 131V130H191ZM213 131V130H212ZM215 131V130H214ZM218 130H216V132H217ZM246 131V130H245ZM248 131V132H249ZM97 132H99V131H97ZM172 132H173V130H172ZM208 132V131H207ZM247 132V131H246ZM247 132V133H248ZM257 132V131H256ZM258 132H260V131H258ZM257 132V133H258ZM187 133V132H186ZM206 133V132H205ZM234 133V132H233ZM237 133H238V131H237ZM256 133V135L258 136H260V133L259 134H257ZM262 133H261V136H262ZM99 134V133H98ZM101 134V133H100ZM132 134V133H131ZM189 134V133H188ZM218 134H221V133H218ZM218 134H217V136H218ZM243 134H245V132H243L242 133V135ZM191 135V134H190ZM195 134H193V136H194ZM215 135V134H214ZM224 135V134H223ZM240 135H241V133H240ZM246 135V134H245ZM245 135H243V136H245ZM251 135V134H250ZM128 136V135H127ZM131 136V135H130ZM195 136H197V135H195ZM243 136H241V138L243 137ZM129 137V136H128ZM186 137V136H185ZM192 137V136H191ZM198 137V136H197ZM197 137H195V139L192 141V148H193V150H190V152H188V154L190 153V157H191V160L190 161H192L191 163H195V165L197 166L198 164H200L201 162H202V156H203V152H202V150H201V152L203 153H200V149H203V148H200V147H203V146H200V147H198L200 144L199 143H197L196 142V138ZM237 137V136H236ZM236 137H234V138H236ZM246 137V136H245ZM249 136H247V142L249 141L248 139L251 137H249ZM194 138V137H193ZM257 138V137H256ZM31 139H35V141L37 142V143H42L43 145L42 146H37V148H36V150H35V152L36 153H34L33 152V154L31 153V155L30 156H32V159H34V160H32V161H30V158H28V156H27V151H26V148H27V146H28V143H29V141L30 142H33V140H31ZM101 139V138H100ZM131 139V138H130ZM188 139V138H187ZM190 139H192V138H190ZM221 139H223V138H221ZM242 139H244V138H242ZM246 139H244V140H246ZM252 139V138H251ZM250 139V140H251ZM253 139H255V136H254V138ZM48 140H50V139H48ZM197 140H198V138H197ZM204 140V139H203ZM214 140V139H213ZM217 140V139H216ZM239 140V139H238ZM237 140V141H238ZM260 140H261V138H260ZM190 141V140H189ZM210 141V140H209ZM212 141V140H211ZM221 141V140H220ZM219 141V142H220ZM233 141H235V139H233ZM232 141V142H233ZM236 141V142H237ZM252 141V140H251ZM50 142V141H49ZM137 142H138V140H137ZM142 142V141H141ZM204 142H206V141H204ZM224 142V141H223ZM230 142V141H229ZM245 141H243L242 143H244ZM255 142V141H254ZM48 143V142H47ZM100 143H102V142H100ZM129 143V142H128ZM132 143H133V141H132ZM215 143V142H214ZM241 142H239V144H240ZM242 143H241V145H242ZM260 144H259V146H261L262 147V149L264 150V142L263 141H261V142H259ZM51 144H54V143H51ZM50 144V145H51ZM131 144V143H130ZM199 144V145H198ZM206 144V143H205ZM235 144H238V143H235ZM235 144H233V145H235ZM33 145V144H32ZM31 145V146H32ZM35 145H36V143H35ZM34 145V146H35ZM38 145V144H37ZM50 145H49V147H50ZM103 145V144H102ZM132 145V144H131ZM223 145V144H222ZM57 146V145H56ZM55 146V147H56ZM191 146V145H190ZM220 146V145H219ZM229 146V145H228ZM239 145H237V147H238ZM256 146V145H255ZM48 146H46V148H47ZM101 147V146H100ZM186 147V146H185ZM187 147H189V146H187ZM187 147L185 148V149H187ZM224 147V146H223ZM252 147V146H251ZM30 148H32V147H30ZM190 148V147H189ZM212 148V147H211ZM217 148H218V146H217ZM228 148V147H227ZM57 149V148H56ZM80 149V148H79ZM81 149V150H82ZM207 149V148H206ZM231 149H233V148H231ZM248 149V148H247ZM246 149V150H247ZM253 149V148H252ZM32 150V149H31ZM58 150H61L60 149V147L58 146ZM178 150V149H177ZM181 150V149H180ZM188 150V149H187ZM186 150V151H187ZM82 151V152H83ZM189 151V150H188ZM2 152H1V156H2ZM47 152V151H46ZM234 153H235V151H233ZM60 153H61V151H60ZM185 153V152H184ZM212 153V152H211ZM211 153H209V154H211ZM261 153V152H260ZM4 154V153H3ZM54 154V153H53ZM58 154V153H57ZM89 154H90V152H89ZM171 154V153H170ZM177 154V153H176ZM186 154V153H185ZM184 154V155H185ZM202 154V155H201ZM206 154V153H205ZM204 154V155H205ZM236 154V153H235ZM29 155V154H28ZM145 155V154H144ZM146 155H147V153H146ZM151 155H152V153H151ZM151 155H149L150 157H151ZM179 155V154H178ZM229 154H227V157H229L228 156ZM239 155V154H238ZM1 156H0V158H1ZM5 156V155H4ZM168 156V155H167ZM237 156V155H236ZM241 156H242V154H241ZM144 157V156H143ZM174 157V156H173ZM175 157H177V156H175ZM180 157V158H179ZM179 157H177L179 160L181 159V155L179 156ZM186 157V156H185ZM188 157V156H187ZM226 157V156H225ZM4 158V157H3ZM7 158V159H8ZM189 158V157H188ZM244 158V157H243ZM7 159H5V160H7ZM95 159V158H94ZM101 159V158H100ZM155 159V158H154ZM158 159V158H157ZM183 159V158H182ZM204 159V158H203ZM227 159H230V158H227ZM264 159V158H263ZM3 160V163L5 162V160L4 159H2ZM86 160V159H85ZM177 160V159H176ZM185 160V159H184ZM231 160V159H230ZM240 160V159H239ZM238 160V161H239ZM243 160V159H242ZM8 161V160H7ZM188 161V160H187ZM226 161V160H225ZM139 162V161H138ZM134 163V164H132V166H130L131 167V174H130V172H129V174L131 175V177H130V180H129V182H127V181H125L124 180V182H126V184H128V188H126V189H128V192H131L133 195L134 194H136V196L137 197H141L142 199L143 198H147V200L148 199H151L155 194H157V193H155V191L153 190V188H147V186H146V189H143L142 188V184L144 183V181H148L149 183H153V185H155V184H158V185H163L166 181H168L169 182V180L172 178V174H174L175 173V169H174V173H172V171L171 170H167L168 169V167H164L163 165H160L159 164V162L157 161V160H154L153 162H152V164L148 167V165H146L147 167H148V169L147 170H145L144 168H145V166H143V164H140V163ZM206 162V161H205ZM241 162H244V161H241ZM240 162V163H241ZM93 163H95L94 161H93V159H88L86 162H84V167H86V168H90L92 165H93ZM130 163V162H129ZM162 163V162H161ZM164 163V162H163ZM174 163V162H173ZM186 163V162H185ZM203 163V162H202ZM233 163V162H232ZM14 164V163H13ZM179 164V163H178ZM177 164V165H178ZM187 164H188V162H187ZM204 164H206V163H204ZM182 165V164H181ZM184 165V164H183ZM182 165V166H183ZM227 165V164H226ZM3 166V165H2ZM7 166V165H6ZM80 166V165H79ZM174 166V165H173ZM189 166V165H188ZM187 166V167H188ZM128 167V166H127ZM129 167V168H130ZM180 167V166H179ZM184 167V166H183ZM199 167H200V165H199ZM204 167H206V165L204 166ZM233 167V166H232ZM3 168H5V166L3 167ZM17 168V167H16ZM128 168V169H129ZM201 168H203L202 166H201ZM51 169V168H50ZM128 169L127 170H125V171H127L128 172ZM171 169V168H170ZM183 169V168H182ZM200 169V168H199ZM199 169H198V171H199ZM257 169V168H256ZM260 169H261V167H260ZM264 169V168H263ZM262 169V170H263ZM19 170V169H18ZM19 170V171H20ZM85 170H88L89 171V169H85ZM177 170H179L178 172H180L181 170L180 169H176V171ZM197 170V169H196ZM6 171H7V169H6ZM11 171H13V170H10V172ZM257 171H258V169H257ZM260 171V170H259ZM183 172V171H182ZM188 172H189V170H188ZM200 172H201V170H200ZM20 173H21V171H20ZM123 173V172H122ZM181 173V172H180ZM184 173V172H183ZM183 173H181V174H183ZM202 173H203V171H202ZM205 173H206V171H205ZM262 173H263V171H262ZM7 174V173H6ZM13 174V173H12ZM12 174H7V175H5L6 177L4 178V181H5V183H7L8 184V188H6V194H8V195H11V196H9V198H8V200L7 199H5V198H2V200L0 199V207L2 206L3 207V205L5 206H9V208L8 209H11V211H13L14 213H17L18 215V218H17V224H18V226H24V227H31V220L29 219V214H30V212L31 211H33L34 209V203H32V201H28V203H24V201H23V197H22V199L21 198H19L20 196L18 195V190H17V188L15 187L17 184V180H18V178H17V176H15V175H12ZM22 174V173H21ZM20 174V175H21ZM128 174V175H129ZM187 174V173H186ZM185 174V175H186ZM190 174V173H189ZM188 174V175H189ZM191 174H192V172H191ZM264 174V173H263ZM18 175V174H17ZM120 175V174H119ZM128 175H126V176H128ZM196 175H197V173H196ZM45 176V175H44ZM47 176V175H46ZM54 176V175H53ZM56 176V175H55ZM115 176V175H114ZM175 176H176V173H175ZM191 176V175H190ZM202 176V175H201ZM208 176V175H207ZM212 176V175H211ZM4 177V176H3ZM22 177V176H21ZM49 177H51V176H49ZM193 177V176H192ZM199 177V176H198ZM258 177H260V176H258ZM101 178V177H100ZM128 178V177H127ZM184 178V177H183ZM183 178H181L182 180H183ZM186 178V177H185ZM188 178V177H187ZM207 178V177H206ZM261 178V177H260ZM259 178V179H260ZM3 179V178H2ZM1 179V180H2ZM21 179V178H20ZM20 179H19V181H20ZM53 179V178H52ZM55 179V178H54ZM57 179V178H56ZM102 179H106V178H102ZM124 179H125V177H124ZM129 179V178H128ZM197 179H199V178H197ZM210 179V178H209ZM252 179V178H251ZM30 180V179H29ZM61 180V179H60ZM59 180V181H60ZM96 180V179H95ZM100 180V179H99ZM178 180V179H177ZM185 180V179H184ZM186 180H188V179H186ZM193 180V179H192ZM253 180V179H252ZM251 180V181H252ZM105 181V180H104ZM171 181L172 180H170V183H171ZM181 181V180H180ZM194 181V180H193ZM255 181V180H254ZM259 181H261L259 184H258V188L257 189H255V190H253V191H251V192H247L246 194H244L245 196H244V200H245V203H242V204H244L242 207H240L239 208V210H238V214L236 213V212H234V213H236L235 214V216L238 218V223L237 224H235V226H234V231H233V235H232V231H230L231 232V234H230V236L232 235V238H228L229 240H230V244L232 245V247L230 248V252L228 253L229 255V257L233 260V262H231L232 264H264V177H262ZM12 182V184H10ZM39 182V181H38ZM42 182V181H41ZM55 182V181H54ZM58 182V181H57ZM100 182V181H99ZM103 182V181H102ZM118 182H119V180H118ZM121 182V181H120ZM119 182V183H120ZM124 182H123V185H124ZM145 182V183H146ZM167 182V185H170L169 183ZM182 182L183 181H181L180 182V184L182 185ZM187 182V181H186ZM206 182V181H205ZM225 182V181H224ZM246 182V181H245ZM42 183H44V182H42ZM42 183H40V184H42ZM144 183V184H145ZM148 183V184H149ZM174 183V182H173ZM178 183V182H177ZM4 184V183H3ZM172 184V183H171ZM175 185H176V183H174ZM257 184V183H256ZM51 185H54V184H51ZM120 185V184H119ZM178 185V184H177ZM176 185V186H177ZM203 185V184H202ZM249 185V184H248ZM125 186H127V185H125ZM164 186H166V185H164ZM164 186H162V188L164 187ZM170 186H173V185H170ZM176 186H175V188H176ZM189 186H190V183H189ZM201 186V185H200ZM42 187L44 188L43 190H44V192H45V194H46V196H47V198H49L50 199V203L51 202H53V201H56V202H58L60 205V211H59V214L61 215V216H63V215H66V216H73V214H74V212L76 211V208L73 210V207H72V204L71 203H63V201L62 202H60V199H59V197H61L60 195H59V190H57L54 186H48L47 184L45 185V184H42ZM202 187V186H201ZM257 187V186H256ZM169 189H170V187H168ZM173 188V187H172ZM244 188V187H243ZM109 189V188H108ZM116 189V188H115ZM157 189V188H156ZM165 189H167V187L165 188ZM164 188L162 189V190H165ZM162 190H161V192H162ZM241 190H243V189H241ZM5 191V190H4ZM160 190L158 189V191L157 192H159ZM166 191V190H165ZM167 191H168V189H167ZM166 191V192H167ZM171 191V190H170ZM173 191H175V189L173 190ZM172 191V192H173ZM183 191V190H182ZM21 192V191H20ZM62 192V191H61ZM1 193H3L2 191H1ZM63 193V192H62ZM125 193H126V191H125ZM171 193V192H170ZM127 194V193H126ZM183 194H185V195H187L186 194V192L184 193H182V195ZM24 195V194H23ZM62 195H64V194H62ZM122 195V194H121ZM129 195V194H128ZM159 195H160V192H159ZM159 195H156V196H159ZM161 195H163V194H161ZM170 195V194H169ZM175 195H177V193L175 194ZM174 195V196H175ZM184 195V196H185ZM123 196V195H122ZM121 196V198H123ZM155 196V197H156ZM163 196H165V194L163 195ZM173 196V197H174ZM178 196H180V195H178ZM243 196V195H242ZM6 197V196H5ZM103 197V196H102ZM127 197V196H126ZM134 197V196H133ZM135 198L136 200L138 199V198ZM171 197V196H170ZM170 197H168V198H170ZM190 197V196H189ZM172 198V197H171ZM181 198H183V197H181ZM102 199V198H101ZM133 199V198H132ZM140 199V198H139ZM141 199V200H142ZM122 200V199H121ZM135 200V201H136ZM146 200V199H145ZM164 200V199H163ZM165 200H166V198H165ZM173 201H174V199H172ZM243 200V201H244ZM68 201V200H67ZM111 201V200H110ZM126 201H128L127 199H126ZM132 201V200H131ZM156 201V200H155ZM173 201H171V202H173ZM188 201H189V199H188ZM188 201H187V203H188ZM242 200H241V202H243ZM71 202H72V200H71ZM79 202V201H78ZM125 202V201H124ZM130 202V201H129ZM139 202V201H138ZM142 202V201H141ZM152 202V201H151ZM154 202V201H153ZM152 202V203H153ZM168 202V201H167ZM175 202V201H174ZM240 202V201H239ZM119 203H122V202H119ZM134 203V202H133ZM156 203V202H155ZM52 204V203H51ZM124 204V203H123ZM127 204H129V203H127ZM131 204V203H130ZM144 204V202L142 203V206H145V205H143ZM154 204V203H153ZM152 204V205H153ZM171 204H173V203H171ZM190 204V203H189ZM240 204V203H239ZM117 205V204H116ZM115 205V206H116ZM119 205V204H118ZM125 205H126V203H125ZM134 205V204H133ZM137 205H139V204H137ZM146 205H148V204H146ZM151 205V206H152ZM160 204H158L157 205V208H160V209H162L163 210V208H161L160 206H159ZM165 205V204H164ZM163 205V206H164ZM53 206H55V204H53ZM150 206V205H149ZM147 207V208H150V207ZM155 206V205H154ZM162 206V205H161ZM239 206V205H238ZM238 206H236V208L238 207ZM176 208V206H175V204L174 205H172V208ZM191 207V206H190ZM57 208V207H56ZM128 208V207H127ZM146 208V209H147ZM152 209H153V207H151ZM155 208H156V206H155ZM154 208V209H155ZM179 207H177V209H178ZM118 209V208H117ZM142 208H140V210H141ZM168 209V208H167ZM176 209V210H177ZM143 210V209H142ZM141 210V211H142ZM169 210H171V209H168L167 211H169ZM172 210H175V209H172ZM175 210V211H176ZM185 210V209H184ZM74 211V212H73ZM145 211V210H144ZM158 211V210H157ZM160 211V210H159ZM166 211V210H165ZM164 211V212H165ZM174 211V212H175ZM191 211V210H190ZM248 211L250 212L249 214H250V216H249V214H248V216H247V213H248ZM138 212V211H137ZM143 212V211H142ZM147 212V211H146ZM148 212H149V210H148ZM151 212V211H150ZM171 212V211H170ZM73 213V214H72ZM125 213V212H124ZM145 213V212H144ZM152 213V212H151ZM157 213V212H156ZM160 214L161 213H163V212H159ZM172 213V212H171ZM170 213V214H171ZM81 214V213H80ZM80 214H77V215H80ZM149 214V213H148ZM147 213H146V217H148L147 215H148ZM164 214V213H163ZM169 214V213H168ZM176 214H177V212H176ZM175 214V215H176ZM194 214V213H193ZM1 215V214H0ZM75 215V214H74ZM128 215V214H127ZM127 215L125 216V217H127ZM132 215V214H131ZM159 215V214H158ZM142 216V215H141ZM162 215H160V217H161ZM167 216V215H166ZM174 215L172 214V217H173ZM177 216V215H176ZM187 216H188V214H187ZM204 216V215H203ZM234 216V217H235ZM75 217H77V216H75ZM136 217V216H135ZM144 217H145V215H144ZM152 216H150V217H148V219L149 218H151ZM156 217H157V214H156ZM156 217H155V219H156ZM159 217V216H158ZM168 217V216H167ZM199 217V216H198ZM217 217H219V216H217ZM235 217V218H236ZM66 218V217H65ZM138 218V217H137ZM136 218V219H137ZM162 218V217H161ZM161 218H160V220H161ZM163 218H165V216H163ZM180 218V217H179ZM179 218H177L176 219V217H175V219L176 220H172L171 219V217H170V220H169V218L168 219H166V220H169V222L172 220L173 222H176V221H178V220H180ZM192 218V217H191ZM221 218V217H220ZM235 218H233V219H235ZM75 219V218H74ZM125 219V218H124ZM131 219V218H130ZM141 219V218H140ZM145 219V218H144ZM158 220H159V218H157ZM157 219H156V221H157ZM182 219H184V217L182 218ZM181 219V220H182ZM232 219V220H233ZM133 220H135V218L133 219ZM139 220V219H138ZM137 220V221H138ZM154 219H150L148 222H150V224L152 225V221H153ZM181 220L179 221V223L181 222ZM201 220V219H200ZM223 220V219H222ZM221 220V221H222ZM185 221V220H184ZM125 222H127V220L125 221ZM124 222V223H125ZM133 222H135V221H133ZM133 222H131V224L133 223ZM154 222V221H153ZM212 222V221H211ZM225 222V221H224ZM124 223H122V224H124ZM155 223V222H154ZM158 223V222H157ZM223 223V222H222ZM233 224H234V222H232ZM127 225H128V222L126 223ZM130 224V223H129ZM135 224H139L141 227H144L145 225H147V222H146V220L145 221H138V222H136ZM150 224H148V225H150ZM177 224H178V222H177ZM184 224V223H183ZM188 224V223H187ZM125 225V224H124ZM126 225V226H127ZM147 225V226H148ZM154 225V224H153ZM152 225V226H153ZM156 226L158 225V224H155ZM170 225V224H169ZM174 225H176V223H174ZM174 225H172V227L174 226ZM195 225V224H194ZM208 225V224H207ZM206 225V226H207ZM213 225V224H212ZM225 225V224H224ZM130 226V225H129ZM132 226V225H131ZM167 226V225H166ZM184 226V225H183ZM186 226V225H185ZM214 226V225H213ZM220 226H222V225H220ZM67 227V226H66ZM158 227V226H157ZM169 227V226H168ZM170 227H171V225H170ZM195 227V226H194ZM201 227V226H200ZM214 227H216V225L214 226ZM217 227H219V226H217ZM216 227V228H217ZM19 228V227H18ZM127 228H128V226H127ZM126 228V229H127ZM130 228V227H129ZM135 228V227H134ZM147 227H145V229H146ZM156 228V227H155ZM159 228V227H158ZM157 228V229H158ZM182 228V227H181ZM197 228V227H196ZM226 228V227H225ZM72 229V228H71ZM130 229H132V227L130 228ZM157 229H155V230H157ZM104 230V229H103ZM147 230V229H146ZM178 230H179V228H178ZM214 230V229H213ZM228 230V229H227ZM121 231H123L122 229H121ZM129 231V230H128ZM150 231V230H149ZM176 231V230H175ZM181 231V230H180ZM217 231H218V229H217ZM216 231V232H217ZM222 231V230H221ZM144 232V231H143ZM146 232V231H145ZM144 232V233H145ZM156 232V231H155ZM207 232V231H206ZM219 232V231H218ZM224 232V231H223ZM226 232V231H225ZM229 232V233H230ZM110 233V232H109ZM142 233V232H141ZM140 233V234H141ZM147 233V232H146ZM149 233V232H148ZM151 233H152V231H151ZM157 233V232H156ZM175 233V232H174ZM177 233V232H176ZM207 233H209V232H207ZM78 234V233H77ZM155 234V233H154ZM154 234H150V235H152V237H153V235ZM178 234H180V233H178ZM182 234V233H181ZM204 234H206V233H203V236H204ZM215 234V233H214ZM227 234V233H226ZM226 234H224V235H226ZM95 235V234H94ZM111 235V234H110ZM150 235L148 236V237H150ZM158 235H160V234H158ZM194 235V234H193ZM207 235V234H206ZM205 235V236H206ZM216 235V234H215ZM221 235V234H220ZM223 235V234H222ZM222 235L220 236V238H222ZM131 238L132 239H137V237L134 235V234H131ZM142 236H143V234H142ZM145 236V235H144ZM174 236H176V234L174 235ZM203 236H201V237H203ZM204 236V237H205ZM209 236H211V234H209L208 235V238H209ZM93 237V236H92ZM96 237V236H95ZM147 237V236H146ZM152 237H150V238H152ZM158 237V236H157ZM212 237H214V235L212 236ZM227 237V236H226ZM229 237V236H228ZM97 238V237H96ZM149 238V239H150ZM167 238V237H166ZM207 238V237H206ZM217 238H218V240H219V237L217 236ZM225 237L223 236V241H224V243H226V241H227V239L225 238ZM155 239V238H154ZM158 239V238H157ZM200 240H201V238H200ZM204 240V239H203ZM208 241H210V238L209 239H207ZM215 239H213V243H216V242H218V241H214ZM217 240V239H216ZM226 240V241H225ZM88 241H89V239H88ZM96 241V240H95ZM149 241V240H148ZM198 241V240H197ZM211 241H212V238H211ZM221 241V240H220ZM219 241V242H220ZM90 242V241H89ZM200 242H202V241H199V245H200ZM204 242V241H203ZM91 243H92V241H91ZM120 243V242H119ZM127 243V242H126ZM148 243V242H147ZM211 243V242H210ZM221 243V242H220ZM219 243V244H220ZM128 244V243H127ZM126 244V245H127ZM139 244H140V242H139ZM144 244H146V243H144ZM151 244V243H150ZM157 244V243H156ZM203 244H207L206 243V241H205V243H203ZM208 244H209V242H208ZM218 244V243H217ZM216 244V245H217ZM227 244V243H226ZM99 245V244H98ZM152 245V244H151ZM150 245V246H151ZM215 245V244H214ZM201 247H203L202 245H200ZM200 246H199V248H200ZM209 246H213L212 244L211 245H209ZM208 246V247H209ZM152 247V246H151ZM156 247V246H155ZM170 247V246H169ZM193 247V246H192ZM205 248H206V245L204 246ZM216 247V246H215ZM229 247V246H228ZM205 248H204V250H205ZM194 249V248H193ZM197 250L196 251H199L198 250V248H196ZM207 249V248H206ZM211 249H213V248H210V251H211ZM152 250V249H151ZM150 250V251H151ZM202 250L203 249H201V251H200V253L202 252ZM226 250H227V248H226ZM225 250V251H226ZM113 251V250H112ZM160 252H161V250H159ZM195 251V250H194ZM224 251V250H223ZM135 253L137 252L136 250L134 251ZM154 252V251H153ZM193 252V251H192ZM218 252H220V251H218ZM131 253V252H130ZM181 253V252H180ZM189 253V252H188ZM208 253V252H207ZM217 253V252H216ZM34 255V258H33V263L32 264H43L44 263V261H43V259H42V252H41V250H39V249H35V250H32L31 252H30V254L29 255ZM137 254V253H136ZM152 254V253H151ZM182 254H184V253H182ZM187 254V253H186ZM192 254V253H191ZM191 254H190V256H191ZM211 254V253H210ZM220 254H221V252H220ZM175 255H177V254H175ZM181 255V254H180ZM193 255H196V252H193ZM202 255V254H201ZM209 255V254H208ZM207 255V256H208ZM224 257H226V255L225 254H222ZM42 256V257H41ZM94 256V255H93ZM134 256V255H133ZM136 256V255H135ZM138 256V255H137ZM146 256H148V255H146ZM163 256V255H162ZM174 256V255H173ZM186 256V255H185ZM199 256V255H198ZM28 257H31V256H28ZM27 257V258H28ZM98 257V256H97ZM96 257V258H97ZM140 256H138V258H139ZM149 257H150V255H149ZM168 257V256H167ZM188 257V256H187ZM228 257V258H229ZM93 258V257H92ZM161 258V257H160ZM207 258H209V256L207 257ZM210 258H211V256H210ZM209 258V259H210ZM219 258V257H218ZM95 259V258H94ZM144 259L145 258H143V260L142 261H144ZM212 259V258H211ZM137 260V259H136ZM164 260V259H163ZM228 260V259H227ZM93 261V260H92ZM102 261V260H101ZM106 261V260H105ZM204 261V260H203ZM208 261V260H207ZM207 261H205V263L207 262ZM218 260H216V263L215 262H213V263H215V264H226V263H223V262H217ZM231 261V260H230ZM91 262V261H90ZM159 262V261H158ZM228 262H229V260H228ZM160 263V262H159ZM23 264V263H22ZM27 264V263H26ZM47 264V263H46ZM105 264H107L106 262H105ZM143 264V263H142ZM163 264V263H162ZM164 264H193V263H191L190 262V260L188 259V258H186V257H179V256H174V257H171V258H169V259H166V261L164 262ZM200 264V263H199ZM201 264H203V263H201Z\"/></svg>",
  "mask_w": 264,
  "mask_h": 264
}]
</instances>
